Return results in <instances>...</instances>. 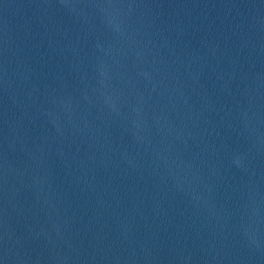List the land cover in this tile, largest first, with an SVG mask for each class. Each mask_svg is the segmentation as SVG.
<instances>
[{"label": "water", "instance_id": "obj_1", "mask_svg": "<svg viewBox=\"0 0 264 264\" xmlns=\"http://www.w3.org/2000/svg\"><path fill=\"white\" fill-rule=\"evenodd\" d=\"M0 264H264V0H0Z\"/></svg>", "mask_w": 264, "mask_h": 264}]
</instances>
